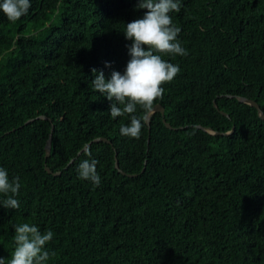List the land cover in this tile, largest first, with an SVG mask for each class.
<instances>
[{
    "label": "trees",
    "instance_id": "trees-1",
    "mask_svg": "<svg viewBox=\"0 0 264 264\" xmlns=\"http://www.w3.org/2000/svg\"><path fill=\"white\" fill-rule=\"evenodd\" d=\"M180 4L187 55L160 54L180 72L155 102L174 128L153 112L139 139L91 83L92 69L124 73L137 0H30L15 22L0 10V168L21 185L20 207L0 206L4 264L24 223L53 233L47 264H264V119L234 97L264 113V0ZM38 115L53 125L46 158L48 119L24 123ZM95 137L110 143L76 155ZM83 159L98 161L99 186L79 178Z\"/></svg>",
    "mask_w": 264,
    "mask_h": 264
},
{
    "label": "clouds",
    "instance_id": "clouds-1",
    "mask_svg": "<svg viewBox=\"0 0 264 264\" xmlns=\"http://www.w3.org/2000/svg\"><path fill=\"white\" fill-rule=\"evenodd\" d=\"M30 0H2L0 10L9 21L15 22L28 13ZM137 9L146 10L142 18L126 24L123 31L125 38L132 41L129 48L131 59L123 74L114 71L111 78H105L104 72L92 69L95 79L91 81L96 92L111 101L112 118L130 116V124L122 125L120 134L125 137L139 139L142 121L146 115L137 117L134 113L139 107L145 114L154 111V104L163 99L162 85L171 82L180 72L177 65L166 62L160 54L187 55L177 37L181 29L173 25L170 13L180 12V0H137ZM84 156L91 152L84 149ZM94 159H83L78 167V176L90 181L94 186L101 183ZM21 185L19 177L11 180L4 168H0V206L5 209H18L20 204L15 198ZM53 239V233H42L35 225L24 223L15 227L14 252L9 264H47L51 254L46 245ZM0 264L4 259L0 258Z\"/></svg>",
    "mask_w": 264,
    "mask_h": 264
},
{
    "label": "water",
    "instance_id": "water-1",
    "mask_svg": "<svg viewBox=\"0 0 264 264\" xmlns=\"http://www.w3.org/2000/svg\"><path fill=\"white\" fill-rule=\"evenodd\" d=\"M228 97H230L231 95H226ZM239 102H242V103H245V104H248L250 105L251 107H253L255 110H256V113L258 115V117L260 119H264V113L260 110L259 106L257 105V103L253 100V99H250V98H246V97H242V96H234ZM213 106L216 107L215 103L213 102ZM153 112H159L161 117L163 116V108L161 105L159 104H154V111H152L151 113ZM221 114L223 115H226L224 112L222 111H219ZM151 113H147L145 114L146 115V120H145V124H146V127L148 128L149 126V116ZM35 118H41V119H48L46 116L44 115H38L34 118H29V119H26L24 121V123H27V122H30L31 120L35 119ZM162 120V123L164 124L165 127L169 128V129H172L174 127H171L165 120L164 118L162 117L161 118ZM49 121V133H48V136L45 140V143H44V146H43V150H44V158H46L48 156V153H49V147H50V132L53 128V125L50 121V119H48ZM198 127H201L199 125H197ZM232 129H230L229 131H226V132H218V131H214V132H211L210 129H207L208 132L210 133H213V134H218V135H226L228 133L231 132ZM97 141H104L106 143H110V141L104 137H95V138H92L91 140H89L88 142H86L77 152H76V155H78L82 150H84L90 143L92 142H97ZM72 159H70L71 161ZM69 161V162H70ZM114 168H116V170L118 172H120L121 174H125L123 171H121L119 168H118V164H117V161L114 157ZM43 168L44 170L47 172V173H51L52 175H57L59 174V171H54L52 172L45 164L43 165ZM127 176H133L134 174H126Z\"/></svg>",
    "mask_w": 264,
    "mask_h": 264
}]
</instances>
